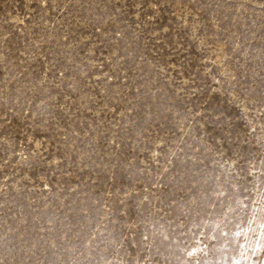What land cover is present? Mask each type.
Segmentation results:
<instances>
[{"label":"clouds","instance_id":"9594fccd","mask_svg":"<svg viewBox=\"0 0 264 264\" xmlns=\"http://www.w3.org/2000/svg\"><path fill=\"white\" fill-rule=\"evenodd\" d=\"M32 2L25 3L33 23L25 26L23 35L0 28V152L4 153L0 156V170H16L11 172L18 177L14 188L21 181H31L29 171L43 172L39 178L46 183L56 177L58 189L67 184L66 198L73 204L69 211L73 212L75 224L88 229L84 240L94 243L103 229L112 228L115 239L109 243L118 246L126 237L117 226L133 227L127 220L139 223L145 210L147 197L141 200L135 196V185L154 178L149 168L158 163L155 149L161 150L160 155L165 154L173 129L182 134L180 139L193 136L192 119L199 115L193 112V105L199 107V98L193 97L203 91L194 85L204 83L209 76L217 81L219 76L221 88L217 91L228 92L232 97L229 103L239 113L226 116L225 120L232 125L244 122L254 128L249 112H254L257 120L264 112V108L251 107L258 102L253 97L261 96L264 64H249L248 59L234 64L212 60L213 65H219L215 75L212 68L201 64L203 71L197 68L195 76L187 67L181 70L169 65L162 51L150 50L156 47L150 42L160 35L156 21L161 18V7L171 5L172 0H50L51 8L41 7L49 0H35L36 9L30 7ZM257 8L261 10L259 15L264 16V0H239L235 10L240 19L244 15L251 19ZM149 12L152 16H148ZM197 26L194 24L193 28ZM34 27L38 31L33 32ZM180 27L176 25L177 29ZM238 48L239 45L234 47L233 53ZM230 59L228 55L224 57L225 61ZM172 71H180L181 77L187 72V79L177 80ZM116 108L122 109L119 118L108 119ZM17 132L26 134L29 142H35L33 134L48 137L55 147L49 154L51 158L44 155L47 147L29 152L23 142L19 152L14 151ZM102 147L106 148L103 154ZM230 147L237 154L239 180L252 178L255 186L247 189L249 196L236 200L235 207L229 206L228 212L239 210L238 216L244 213L239 218L253 237L260 233V242L264 244V182L256 184L260 166L255 162L250 142L237 139ZM140 154L145 159H139ZM255 155L264 158V147ZM14 156L19 158L13 161ZM21 169L27 171L20 175ZM85 172L87 179H81L78 173ZM93 175L102 177L106 184L114 181L116 191L102 194L94 204L79 203L78 193L89 186L88 179ZM73 177L80 183L72 185ZM125 185L130 186L121 194ZM73 193H77L75 198ZM117 201L120 210L114 211ZM57 219L49 218V230ZM207 239L216 237L210 235ZM89 243H82V247L87 248ZM190 244L199 253L207 247L200 248L196 241ZM35 249L36 245L23 234L13 238L4 233L0 236V264H41ZM184 256L197 259L188 246ZM252 256L258 258V264H264V256L259 252H250L248 264H253Z\"/></svg>","mask_w":264,"mask_h":264},{"label":"rangeland","instance_id":"374dc122","mask_svg":"<svg viewBox=\"0 0 264 264\" xmlns=\"http://www.w3.org/2000/svg\"><path fill=\"white\" fill-rule=\"evenodd\" d=\"M238 2L239 0H172L171 5L161 7V18L156 21L159 25L156 31L160 35L150 42L156 45L150 50L153 53L162 51L169 65H176L181 70L187 67L192 70L193 76L197 68L203 71L201 64L212 68L215 75L219 65H213L212 60L234 64L236 61L244 63L248 59L249 64H264V16L259 15L261 10L257 8L251 19L248 15L240 19L235 10ZM25 3L26 0H11V3L6 4L5 0H0V28L18 36L23 35L25 26L33 23ZM30 7L36 9L35 0ZM41 7L51 8L50 0L49 4ZM148 16H152V12ZM133 18L135 19V13ZM194 24L198 26L193 28ZM176 25L181 27L177 29ZM36 31L38 29L34 27L33 32ZM205 36L208 38L204 39ZM237 45L239 48L233 53L232 49ZM226 55L231 57L229 61L224 60ZM172 75L177 80L187 79V72L183 77L180 71H172ZM219 79L218 76L217 81ZM217 81L209 76L204 83L194 85L203 90L193 97L194 100L199 98V107L193 105V112L199 113L192 119L194 128L191 131L194 138L184 136L180 139L182 134L178 129H173L174 135L169 134L165 154L160 155L161 150L155 149L158 163L151 164L149 168L154 178L150 182L135 185L134 195L141 200L147 197L141 220L139 223L127 220L129 225H134L131 228L117 226L119 232L126 237L123 243L118 246L109 243L115 239V230L112 228L103 229L94 243L84 240L88 229L75 224L73 212L69 211L73 204L66 198L67 184L58 189L56 177L46 183L39 178L43 172L34 174L29 171L27 174L32 177L31 181H21L14 188L12 185L18 177L12 176L11 172L16 170L8 168L0 170V236L8 233L14 238L23 234L26 240L36 245L35 250L41 264H229V257L239 260V256L234 255L231 248L223 255L213 251L224 239L222 232L235 233L241 230L251 239H257L260 235L257 233L255 237L252 236L249 227L239 218L244 213L238 216L239 210L237 213L228 212L229 206L235 207L236 200L249 196L247 189L255 186L252 178L245 182L239 180L237 173L240 168L235 164L237 154L231 150L230 145L237 139L251 143L255 162L260 166L261 173L256 184L264 182V158L255 155L264 147V112H261L259 120L255 118L254 112H249L254 128L239 121L232 125L225 117L239 113L236 106L229 103L232 99L229 93L217 91L221 88ZM259 91L261 96L253 97L258 100L251 106L253 109L264 108V103L259 102L264 101V85ZM121 110L116 108L108 119L119 118ZM201 137L204 138L203 143ZM32 139L35 142H29L26 134L17 132L14 151L19 152L21 142L29 152L37 147L43 151L47 147L48 152L44 155L50 159L49 154L55 151L54 142L41 134H33ZM100 151L103 154L106 148L102 147ZM0 156H4V153L0 152ZM18 158L14 156L13 161ZM128 159L131 160L132 157L129 156ZM139 159H145L144 155L140 154ZM25 171L27 170L21 169L19 174L23 175ZM48 175L51 176L52 173L49 172ZM78 175L81 179L88 177L87 172ZM70 183L77 185L80 180L73 177ZM88 185L79 191V203L90 201L94 204L99 196L114 192L117 187L113 186L114 181L106 184L102 177L95 175L88 179ZM129 186L122 187L121 194ZM76 195L77 193H73V198ZM118 206L117 201L113 210H120ZM53 216L58 219L49 230V218ZM210 235L216 239H207ZM229 239L232 237L229 236ZM191 241L198 242L200 248H205L206 245L205 252L199 253L196 247L191 246ZM82 243H89V246L84 248ZM237 243L243 248L244 242L239 239L233 240L232 248ZM186 246L196 253V261L184 256ZM252 260L253 264H258V258L254 257Z\"/></svg>","mask_w":264,"mask_h":264},{"label":"snow or ice","instance_id":"6c2138e0","mask_svg":"<svg viewBox=\"0 0 264 264\" xmlns=\"http://www.w3.org/2000/svg\"><path fill=\"white\" fill-rule=\"evenodd\" d=\"M221 235L224 237V239L221 241L219 247L213 248V251L219 252L223 255L228 249L231 248L234 255L239 256V260L229 257V264H248L250 252H259L260 254H264V244H261L260 237L253 241H248L246 233L241 230H237L235 233L222 232ZM229 236H231L232 239H229ZM236 239L244 242L243 248L240 247L239 243L236 244L235 248H232L233 240ZM254 257L255 256H252V258Z\"/></svg>","mask_w":264,"mask_h":264}]
</instances>
